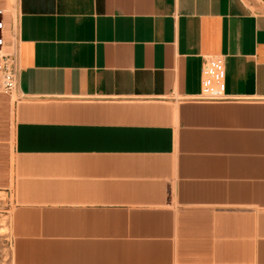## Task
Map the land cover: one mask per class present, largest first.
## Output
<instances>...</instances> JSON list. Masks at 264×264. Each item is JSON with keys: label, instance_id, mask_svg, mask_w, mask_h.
Segmentation results:
<instances>
[{"label": "crops", "instance_id": "obj_1", "mask_svg": "<svg viewBox=\"0 0 264 264\" xmlns=\"http://www.w3.org/2000/svg\"><path fill=\"white\" fill-rule=\"evenodd\" d=\"M0 8L13 264H264V0ZM212 57L224 100H200Z\"/></svg>", "mask_w": 264, "mask_h": 264}, {"label": "built area", "instance_id": "obj_2", "mask_svg": "<svg viewBox=\"0 0 264 264\" xmlns=\"http://www.w3.org/2000/svg\"><path fill=\"white\" fill-rule=\"evenodd\" d=\"M5 10L0 8V76L2 87L13 93L18 84L19 51L14 46L7 48L5 36L6 22L3 18ZM202 96L200 100L218 101L226 99L225 94V63L222 57L208 58L202 75Z\"/></svg>", "mask_w": 264, "mask_h": 264}, {"label": "rangeland", "instance_id": "obj_3", "mask_svg": "<svg viewBox=\"0 0 264 264\" xmlns=\"http://www.w3.org/2000/svg\"><path fill=\"white\" fill-rule=\"evenodd\" d=\"M6 193H0V264H13L11 235L9 230V214L10 206Z\"/></svg>", "mask_w": 264, "mask_h": 264}]
</instances>
